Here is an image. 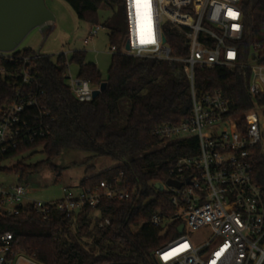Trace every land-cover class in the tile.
Returning <instances> with one entry per match:
<instances>
[{
	"label": "built area",
	"instance_id": "1",
	"mask_svg": "<svg viewBox=\"0 0 264 264\" xmlns=\"http://www.w3.org/2000/svg\"><path fill=\"white\" fill-rule=\"evenodd\" d=\"M121 1L126 29L122 44H111L112 55L180 62L190 82V118L154 131L164 141L195 137L198 145L197 154L181 157L171 167L168 179L181 186H169L166 181L159 191L170 195L173 211L170 215L155 213L151 223L164 231L174 224L179 235L154 252L156 263L264 264V187L255 177V168L264 157V105L235 116L221 89L200 94L195 87L196 67H246L252 71L251 95L260 102L264 99L261 45L255 46L249 63H242L236 44L244 34L243 0ZM168 24L187 40L186 56L173 55L166 35ZM104 28L108 29L105 24H95L84 43L92 42ZM42 58L39 52L26 53L18 48L0 51V160L50 133L46 119L50 112L36 93L39 83L34 73ZM62 65L77 99L93 100L98 87L69 75L71 64L66 54ZM64 192L61 200L43 202L30 199L29 190L22 184L0 186V217L16 213L20 206H31L44 219L54 212L71 218L84 208L98 210L106 200L126 201L132 196L118 179L81 188L78 195L67 189ZM201 230L211 231V239L196 241L192 234ZM22 260L38 264L15 249L12 233L0 234V264H20Z\"/></svg>",
	"mask_w": 264,
	"mask_h": 264
},
{
	"label": "trees",
	"instance_id": "2",
	"mask_svg": "<svg viewBox=\"0 0 264 264\" xmlns=\"http://www.w3.org/2000/svg\"><path fill=\"white\" fill-rule=\"evenodd\" d=\"M64 1L79 19L94 24L102 9L117 12L121 18L111 19L105 26L111 30V44H122L121 0ZM242 8L244 34L236 43L240 61L249 63L258 44L264 61V0H243ZM166 35L173 55L188 54L187 40L171 24ZM62 61L63 54L55 63L43 56L34 73L39 83L36 93L50 112L46 118L50 133L12 154L41 146L46 160L34 165L18 163L7 170L27 178L66 148L88 150L110 157L117 165L84 178L80 187L118 179L132 196L126 201L106 200L98 210L84 208L71 218L54 212L44 219L31 206H20L16 213L0 217V234L12 233L15 249L38 264H157L154 252L179 233L174 224L164 231L151 223L155 213L170 215L173 211L170 195L157 191L154 185L168 180L179 158L198 153L195 137L164 141L154 134L165 124H181L191 116L190 82L183 64L113 54L108 77L103 79L98 67L86 61V53L75 51L70 64L79 66V78L94 87L107 82L97 98L80 102L67 84ZM251 77L252 71L246 67H196L195 87L200 94L221 89L230 113L237 116L264 105V99L260 102L249 91ZM255 177L264 187V157L255 168ZM20 264L33 263L22 260Z\"/></svg>",
	"mask_w": 264,
	"mask_h": 264
},
{
	"label": "rangeland",
	"instance_id": "3",
	"mask_svg": "<svg viewBox=\"0 0 264 264\" xmlns=\"http://www.w3.org/2000/svg\"><path fill=\"white\" fill-rule=\"evenodd\" d=\"M46 5L54 13L55 21L46 31L40 28L33 29L19 45L18 50H29L31 53H40L57 62L60 54H66L70 59L75 51H84L86 61L94 63L100 70L103 79L108 77L111 62L110 29L104 28L89 44H85L90 30L95 25L78 18L75 10L64 0H46ZM114 10L102 9L98 14V23L104 25L111 19H117L119 14ZM122 21L124 32L126 18L122 6ZM79 66L70 65L69 75L76 77ZM69 83V80H67ZM47 155L41 146H36L26 152L12 155L0 160V186L8 188L18 184L24 185L30 192L29 198L43 202H55L65 196L64 189L73 195L80 193V183L86 178L104 172L117 165V162L107 156H98L94 152L75 148H66L50 163L33 171L27 178H20V174L7 170L16 164L34 165L46 160ZM194 239L204 243L211 239L209 230H201L192 234Z\"/></svg>",
	"mask_w": 264,
	"mask_h": 264
},
{
	"label": "water",
	"instance_id": "4",
	"mask_svg": "<svg viewBox=\"0 0 264 264\" xmlns=\"http://www.w3.org/2000/svg\"><path fill=\"white\" fill-rule=\"evenodd\" d=\"M54 21V13L46 5V0H0V51L9 52L17 49L33 29L40 28L44 32ZM126 48H129V44ZM106 88L107 82L104 81L93 91V99ZM166 184L181 186V183L172 179H168ZM154 187L158 191L164 189L160 182L155 183ZM182 229L183 226L180 227V231Z\"/></svg>",
	"mask_w": 264,
	"mask_h": 264
},
{
	"label": "snow or ice",
	"instance_id": "5",
	"mask_svg": "<svg viewBox=\"0 0 264 264\" xmlns=\"http://www.w3.org/2000/svg\"><path fill=\"white\" fill-rule=\"evenodd\" d=\"M137 2H140V0H137ZM231 55V54H230Z\"/></svg>",
	"mask_w": 264,
	"mask_h": 264
}]
</instances>
